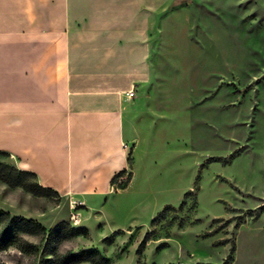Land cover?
<instances>
[{"label": "rangeland", "instance_id": "1", "mask_svg": "<svg viewBox=\"0 0 264 264\" xmlns=\"http://www.w3.org/2000/svg\"><path fill=\"white\" fill-rule=\"evenodd\" d=\"M124 135L127 172L104 192L57 199L0 179V209L80 230L47 248L20 234L0 264H222L232 241L230 264H264V0L158 7Z\"/></svg>", "mask_w": 264, "mask_h": 264}, {"label": "crops", "instance_id": "2", "mask_svg": "<svg viewBox=\"0 0 264 264\" xmlns=\"http://www.w3.org/2000/svg\"><path fill=\"white\" fill-rule=\"evenodd\" d=\"M172 1L0 0V150L61 195L108 189L128 167L154 11Z\"/></svg>", "mask_w": 264, "mask_h": 264}, {"label": "trees", "instance_id": "3", "mask_svg": "<svg viewBox=\"0 0 264 264\" xmlns=\"http://www.w3.org/2000/svg\"><path fill=\"white\" fill-rule=\"evenodd\" d=\"M0 153L10 154L2 150H0ZM126 172L127 169H123L118 172L112 178V183H116V181ZM128 175L129 177L126 180H119L122 187L124 186L122 183L129 181L131 173L128 172ZM0 179L11 186H22L23 188L40 196L55 197L59 199L61 195L56 189L40 184L38 176L35 172L19 168L3 160H0ZM261 208L264 209V204L261 205ZM79 232V229L70 226L66 221L56 224L47 231L46 227L35 218L19 215L12 216L9 211L0 209V250L6 249L16 243L20 234L41 235V237L45 239L44 247L47 248L53 240L57 238H69L77 235ZM235 249V242L232 241L230 253L227 255L222 264H230L233 261ZM93 253V251H89L83 252L77 256L68 255L65 257V261L67 263L76 262L79 259L84 258V256L91 255Z\"/></svg>", "mask_w": 264, "mask_h": 264}, {"label": "built area", "instance_id": "4", "mask_svg": "<svg viewBox=\"0 0 264 264\" xmlns=\"http://www.w3.org/2000/svg\"><path fill=\"white\" fill-rule=\"evenodd\" d=\"M135 93H136L135 90H131V91L128 93V95H129L130 97H133V96L135 95ZM73 218H74L77 222L80 221V219H78V217H77V214H76V215L74 214ZM77 219H78V220H77Z\"/></svg>", "mask_w": 264, "mask_h": 264}]
</instances>
